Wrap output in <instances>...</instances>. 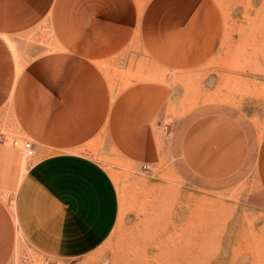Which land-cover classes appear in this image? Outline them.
Returning a JSON list of instances; mask_svg holds the SVG:
<instances>
[{"label":"crops","instance_id":"obj_1","mask_svg":"<svg viewBox=\"0 0 264 264\" xmlns=\"http://www.w3.org/2000/svg\"><path fill=\"white\" fill-rule=\"evenodd\" d=\"M228 26L216 0H0V264L100 250L152 176L252 163L264 193L263 82Z\"/></svg>","mask_w":264,"mask_h":264},{"label":"rangeland","instance_id":"obj_2","mask_svg":"<svg viewBox=\"0 0 264 264\" xmlns=\"http://www.w3.org/2000/svg\"><path fill=\"white\" fill-rule=\"evenodd\" d=\"M216 1L228 19L230 49L242 45L248 65L259 70L247 76L261 80L264 92V26L256 19L264 17L263 2ZM223 60L220 53L215 64L221 66ZM207 81L221 79L215 74ZM250 103L247 99L243 105L247 117L254 113ZM173 126V121L166 122L163 132L170 134ZM251 164L248 171L225 180L205 181L184 170L182 178L152 176L150 187L136 182L118 227L100 250L72 261L34 253L32 262V253L25 249L23 264H264V193ZM143 166V172L151 170Z\"/></svg>","mask_w":264,"mask_h":264},{"label":"built area","instance_id":"obj_3","mask_svg":"<svg viewBox=\"0 0 264 264\" xmlns=\"http://www.w3.org/2000/svg\"><path fill=\"white\" fill-rule=\"evenodd\" d=\"M165 130H166V128H165ZM15 144L21 145L24 148L25 153H26L27 156H29V157L33 156L34 150H33V147H32V143L30 141L20 142V141L17 140V141H15ZM143 168L147 169L148 166L144 165Z\"/></svg>","mask_w":264,"mask_h":264}]
</instances>
